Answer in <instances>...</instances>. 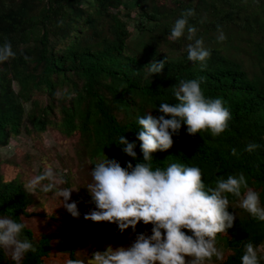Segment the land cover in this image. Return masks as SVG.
I'll use <instances>...</instances> for the list:
<instances>
[{
  "label": "trees",
  "instance_id": "trees-1",
  "mask_svg": "<svg viewBox=\"0 0 264 264\" xmlns=\"http://www.w3.org/2000/svg\"><path fill=\"white\" fill-rule=\"evenodd\" d=\"M188 9L195 11L189 18L195 37L188 40L185 30L174 41L171 29ZM221 31L226 39L218 42ZM195 39L211 53L203 70L187 58ZM5 40L16 56L0 62V151L22 130L39 134L54 126L78 138L76 152L90 170L103 153L121 167H134L143 162L138 117H159V104L178 102L174 89L180 80L202 78L206 98H222L229 108L228 129L216 137L209 131L188 135L182 124L173 146L152 154L153 168L197 166L211 187L220 175L243 172L264 206V0H0V46ZM163 60L161 73L151 75L149 64ZM121 135L136 144L135 159L122 151ZM249 143L259 147L249 153ZM10 162L0 155V217L25 223L24 235L39 246L21 264L78 259L73 247L57 250L58 225L33 227L46 214L33 209L35 196ZM56 172L69 186L70 179ZM42 193L38 187L36 196ZM44 194L55 203L53 193ZM239 200L229 195L228 211L238 212L233 227L217 235V246L224 248L222 260L213 258L218 264H241L249 241L264 247V221L235 207ZM259 255L264 264V251ZM0 264H15L3 249Z\"/></svg>",
  "mask_w": 264,
  "mask_h": 264
},
{
  "label": "clouds",
  "instance_id": "clouds-1",
  "mask_svg": "<svg viewBox=\"0 0 264 264\" xmlns=\"http://www.w3.org/2000/svg\"><path fill=\"white\" fill-rule=\"evenodd\" d=\"M195 16L193 9L181 13L172 29V40H178L187 30L188 40H193L197 29L189 25V18ZM60 21L58 26H62ZM219 30V26H218ZM226 39L220 33L218 42ZM188 60L199 62L201 70L206 67L210 51L202 39H195L187 46ZM16 53L9 41L0 46V62L15 58ZM28 59V57H25ZM165 67V60L152 61L148 71L159 74ZM200 80H180L174 89L175 104L161 103L154 117L151 112L138 117L140 130L137 139L143 162L131 163L127 167L115 159H108L104 153L91 169L92 183L87 189L95 209L84 215L85 220L107 222L117 225L123 233L131 228L136 233L138 223L152 225L151 235L136 233L128 247L106 246L103 251L91 254V264H211L213 258L223 259L222 248L217 247V235L226 233L236 220L230 213L229 195L240 199V207L259 221H264V206L259 193L248 186L243 172L215 180V186H206L202 170L197 166L172 163L166 168H153L156 151H165L173 146V135H179L182 124L187 126V134L195 135L209 131L213 137L224 133L229 127L231 112L222 98H206ZM74 93L68 94L71 99ZM168 117V118H165ZM122 151L136 158V144L118 137ZM259 145L249 143L245 151L251 153ZM232 155H237L235 148ZM48 181V183H43ZM63 175H58L49 167L44 173L30 181L29 187H38L44 193L62 197V206L73 217L79 218L77 202L68 203L73 188H61L66 184ZM242 190H245L242 195ZM26 225L11 216L0 217V249L8 253L15 264H21L27 253H36L38 245L24 235ZM188 233H191L190 235ZM241 264H261L262 249L249 241L244 245ZM66 264H84L81 259H68Z\"/></svg>",
  "mask_w": 264,
  "mask_h": 264
},
{
  "label": "rangeland",
  "instance_id": "rangeland-1",
  "mask_svg": "<svg viewBox=\"0 0 264 264\" xmlns=\"http://www.w3.org/2000/svg\"><path fill=\"white\" fill-rule=\"evenodd\" d=\"M129 29H132L131 23ZM77 144V137H68L54 126L47 127L39 134L34 132L28 134L22 130L20 134L11 137L9 143L1 148L0 155L2 159L16 164L17 167L14 166V169L21 172L25 188L35 196L33 209H42L46 214L41 224L34 219L35 221L31 222L33 227L58 225L60 232L56 238H53L57 250L69 252L68 250L73 247L78 259L83 260L84 264H91V254L94 251H103L108 245L113 248L128 247L135 239L136 233L151 235L152 225H144L141 222L136 226V233H132L131 228L121 233L117 225L113 223L84 219L85 214L95 209V204L91 202V195L87 189L93 181L87 159L76 152ZM49 167L54 173L58 174L56 171H59L70 179L69 186L58 185V187L78 189L71 193L68 203L77 202L81 214L79 218H73L65 210L62 206V197L54 198L55 203L52 204L44 193L36 196V190L33 191L29 187L30 181L44 173ZM234 206L239 208L240 200ZM50 216L54 217L55 221L50 220ZM217 247L222 248L224 252L223 245ZM259 248L264 251V247ZM211 264H218V261L212 260Z\"/></svg>",
  "mask_w": 264,
  "mask_h": 264
}]
</instances>
